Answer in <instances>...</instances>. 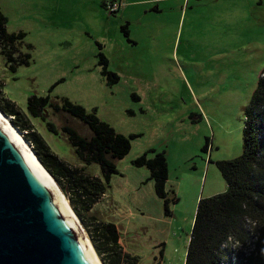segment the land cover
Wrapping results in <instances>:
<instances>
[{
    "label": "rangeland",
    "instance_id": "rangeland-1",
    "mask_svg": "<svg viewBox=\"0 0 264 264\" xmlns=\"http://www.w3.org/2000/svg\"><path fill=\"white\" fill-rule=\"evenodd\" d=\"M114 2L120 5L110 10ZM0 12L8 32L25 33L21 51L31 45L29 64L13 71L0 53L1 89L51 152L102 179L99 166L80 162L61 130L67 123L89 135L88 127L49 108L43 117L30 116V94L95 107L116 132L137 135L83 220L71 207L101 264L94 245L100 237H90L97 236L96 219L115 224L133 264H183L198 199L226 186L215 161L242 150L243 109L264 67V0H0ZM96 41L118 77L112 84L100 74ZM150 148L165 153V190L176 196L168 214L148 170L131 163ZM246 227L245 244L229 240L235 253L253 247L259 226L247 220Z\"/></svg>",
    "mask_w": 264,
    "mask_h": 264
},
{
    "label": "trees",
    "instance_id": "trees-1",
    "mask_svg": "<svg viewBox=\"0 0 264 264\" xmlns=\"http://www.w3.org/2000/svg\"><path fill=\"white\" fill-rule=\"evenodd\" d=\"M104 5V3H103ZM6 17L0 12V53L8 68L13 71L17 65L29 64V43H24L26 51H21L25 33L21 30L8 32ZM124 34L127 29L121 26ZM96 58L100 74L107 83L117 81V75L107 69V59L99 42ZM65 112L83 122L89 135H81L69 124L61 126L73 152L80 162L96 163L102 179L84 172L83 167L70 165L51 152L23 113L13 101L6 98L0 83V110L11 116L10 120L31 143L32 149L42 165L58 181L75 213L83 220V214L91 210L93 204L104 193L109 175L115 172L116 159L123 157L130 146V138L136 134L124 135L116 132L107 122L99 119L95 107L86 110L82 105L60 97L50 100L48 95L30 94L26 98V110L30 116L43 117V111ZM242 150L231 159L217 160L215 165L225 181L222 192L198 199L188 236L183 264H264V67L259 73L250 99L243 109ZM55 131L52 123L46 122ZM207 139L201 149L206 151ZM149 153L151 155L149 156ZM135 166L148 170L147 180L153 183L156 196L163 201L164 211L169 213V201H175L173 192L165 190L167 162L164 150L150 148L131 160ZM90 218L94 219L93 215ZM259 226L252 241L253 247L247 253L233 252L229 240L245 244L248 240L246 221ZM91 239L99 236V247L104 264H133V259L125 256L118 243V233L114 223L95 220Z\"/></svg>",
    "mask_w": 264,
    "mask_h": 264
},
{
    "label": "water",
    "instance_id": "water-1",
    "mask_svg": "<svg viewBox=\"0 0 264 264\" xmlns=\"http://www.w3.org/2000/svg\"><path fill=\"white\" fill-rule=\"evenodd\" d=\"M28 145L38 163L0 117V264H99Z\"/></svg>",
    "mask_w": 264,
    "mask_h": 264
},
{
    "label": "bare ground",
    "instance_id": "bare-ground-1",
    "mask_svg": "<svg viewBox=\"0 0 264 264\" xmlns=\"http://www.w3.org/2000/svg\"><path fill=\"white\" fill-rule=\"evenodd\" d=\"M0 117H1V118H2V119L8 124V126L11 128V130H12V131L15 133V135L20 139V141L26 146V148L28 149V151L30 152V154H31V155L33 156V158L35 159L34 155H33L32 152L30 151V147H29L28 143H27V142L21 137L22 135L19 133V130L16 129L15 126L12 125V124L10 123L8 116H7L6 114H2V113L0 112ZM35 161H36V159H35ZM36 162H37V161H36ZM37 163H38V162H37ZM38 165H39V164H38ZM39 166H40V165H39ZM40 167H41V166H40ZM41 168H42V167H41ZM42 170H43V169H42ZM43 171H44V170H43ZM44 172H45V171H44ZM45 173H46V172H45ZM46 174H47V173H46ZM47 176L52 180V178H51L48 174H47ZM52 182L56 185V187H57L58 190H59L60 187L58 186V184L56 183V181L52 180ZM59 192H60V194H61V196H62V198H63V200H64V202H65V204H66V206H67V208L69 209L71 215L75 218V220L77 221V223H78L79 226L81 227V229H82V231H83V233H84V235H85V238H86V240H87V242H88V244H89V247H90L92 253H93L94 256L96 257L98 263L101 264V263H100V260L98 259L97 255H96V253H95V251H94V248L92 247V245H91V243H90V241H89V239H88L87 233H86V231H85L83 225L81 224L79 218L77 217V215H76V214L70 209V207L68 206V202H67V200H66V197L63 195L61 189L59 190Z\"/></svg>",
    "mask_w": 264,
    "mask_h": 264
},
{
    "label": "built area",
    "instance_id": "built-area-1",
    "mask_svg": "<svg viewBox=\"0 0 264 264\" xmlns=\"http://www.w3.org/2000/svg\"><path fill=\"white\" fill-rule=\"evenodd\" d=\"M120 5V3H112L110 6H109V8H110V10H116L117 8H118V6Z\"/></svg>",
    "mask_w": 264,
    "mask_h": 264
}]
</instances>
